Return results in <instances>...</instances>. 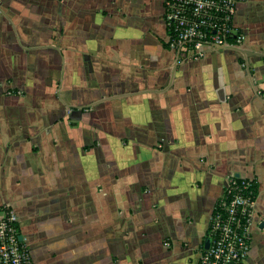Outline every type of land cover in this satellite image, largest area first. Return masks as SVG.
<instances>
[{
  "label": "crops",
  "instance_id": "1",
  "mask_svg": "<svg viewBox=\"0 0 264 264\" xmlns=\"http://www.w3.org/2000/svg\"><path fill=\"white\" fill-rule=\"evenodd\" d=\"M163 0H0V208L34 264H198L230 179L258 186L264 264V0L233 47L180 62Z\"/></svg>",
  "mask_w": 264,
  "mask_h": 264
},
{
  "label": "built area",
  "instance_id": "2",
  "mask_svg": "<svg viewBox=\"0 0 264 264\" xmlns=\"http://www.w3.org/2000/svg\"><path fill=\"white\" fill-rule=\"evenodd\" d=\"M242 0H163L164 43L180 62L201 57V49L233 47L243 37L233 25ZM234 38V43L228 40ZM230 179L211 213L209 247L199 253L198 264H244L250 250L249 229L254 202L245 197L249 181ZM0 264H34L19 240L17 219L9 207L0 208Z\"/></svg>",
  "mask_w": 264,
  "mask_h": 264
},
{
  "label": "trees",
  "instance_id": "3",
  "mask_svg": "<svg viewBox=\"0 0 264 264\" xmlns=\"http://www.w3.org/2000/svg\"><path fill=\"white\" fill-rule=\"evenodd\" d=\"M228 41L230 43H234V38L232 37ZM234 181L237 183V185H240L242 183V181H247V180L235 179ZM249 182H250V187L246 191H244V195L247 198L249 197V199L251 201H255L257 198V194H258V186L255 182H252V181H249ZM219 202H220V200H218L217 203L215 204L214 212L219 209ZM208 233H209V226L207 229V238L206 239H208Z\"/></svg>",
  "mask_w": 264,
  "mask_h": 264
},
{
  "label": "water",
  "instance_id": "4",
  "mask_svg": "<svg viewBox=\"0 0 264 264\" xmlns=\"http://www.w3.org/2000/svg\"><path fill=\"white\" fill-rule=\"evenodd\" d=\"M19 240L21 241V239L19 238ZM209 247V239H206L205 240V243H204V249L207 250Z\"/></svg>",
  "mask_w": 264,
  "mask_h": 264
}]
</instances>
